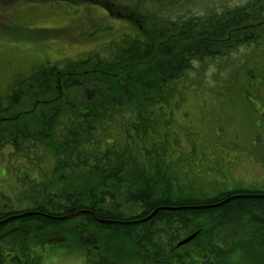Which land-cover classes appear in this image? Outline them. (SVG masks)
I'll list each match as a JSON object with an SVG mask.
<instances>
[{"label":"trees","instance_id":"1","mask_svg":"<svg viewBox=\"0 0 264 264\" xmlns=\"http://www.w3.org/2000/svg\"><path fill=\"white\" fill-rule=\"evenodd\" d=\"M239 10L163 18L170 20L163 29L124 34L104 53L64 65L43 63L10 82L0 97V150L9 148L28 169L17 176L18 189L33 209L9 218L0 214V240L9 220L18 227L10 236L17 248L5 252L0 245V264H30L26 233L60 226L77 211L82 213L75 218L90 227L76 231L86 264H186L175 255L182 248L176 245L190 218L206 216L210 227H218L229 215L255 214L250 221L260 226L252 239L257 235L264 245V192L234 193L230 204L186 198L167 160L170 145L178 146L173 112L198 86L189 83L190 73L243 44L262 45L259 29L242 31ZM134 208L137 216L127 217ZM153 226L159 239H153ZM192 226L197 239L201 228ZM96 227L124 243L120 256L110 257V241ZM146 240L152 244L143 249L148 260H140ZM211 250L214 264L219 251Z\"/></svg>","mask_w":264,"mask_h":264},{"label":"rangeland","instance_id":"2","mask_svg":"<svg viewBox=\"0 0 264 264\" xmlns=\"http://www.w3.org/2000/svg\"><path fill=\"white\" fill-rule=\"evenodd\" d=\"M225 7L243 8L239 26L247 33L259 29L262 45L243 44L230 57L205 60L190 73L189 83L198 86L186 91L173 112L178 146L170 145L167 160L174 163L186 198L230 204L234 193L264 192V0H0V97L11 81L43 63L64 65L104 53L124 34L160 29L163 18H193ZM22 165L9 148L0 150V214L8 218L33 209L20 199L17 176L28 170ZM243 215H229L218 227L208 225L209 216L192 219L181 238L193 233V222L201 228L200 237L175 255L186 264H210L212 248L219 251L214 264H264V245L251 235L260 224L250 221L255 214ZM69 218L60 226L26 233L30 264H86L76 231L90 227L75 215ZM5 224L0 245L6 252L17 248L11 237L18 227L10 220ZM96 230L110 241V257L120 256L124 243L116 242L113 232ZM140 252V260H148Z\"/></svg>","mask_w":264,"mask_h":264},{"label":"bare ground","instance_id":"3","mask_svg":"<svg viewBox=\"0 0 264 264\" xmlns=\"http://www.w3.org/2000/svg\"><path fill=\"white\" fill-rule=\"evenodd\" d=\"M242 9V11H243V8H241ZM239 18L241 17V16H238ZM240 20V19H239ZM169 22H170V20H165V21H163V23H162V26H161V28L163 29L165 26H167L168 24H169ZM224 25V23L223 24H221L220 26H221V29H222V26ZM174 36H175V34H171L169 37H167L168 39H174ZM173 41V40H172ZM155 68H157V66L154 64L153 65ZM159 209H163V207H159ZM165 209H171V208H165ZM78 213L77 214H79V213H82L81 211H77ZM76 214V215H77ZM222 216H224V215H222ZM184 218H186V219H189L190 218V216L188 215V214H186L185 216H184ZM193 218H190V220H192ZM173 221H175V219L173 220ZM191 221H187V223H190ZM153 230H154V233H153V239H159L160 238V235H159V232L157 231V227L156 226H153V228H152ZM150 241L149 240H146V241H143V244L141 245V248H142V250L144 249V250H147L149 247H151L152 246V244H150L149 243Z\"/></svg>","mask_w":264,"mask_h":264},{"label":"water","instance_id":"4","mask_svg":"<svg viewBox=\"0 0 264 264\" xmlns=\"http://www.w3.org/2000/svg\"><path fill=\"white\" fill-rule=\"evenodd\" d=\"M78 212L72 214V215H76ZM195 237V234H193L192 236H189L188 238H186L185 240H183L182 242L179 243V245H183L185 243H188L189 241H191L193 238Z\"/></svg>","mask_w":264,"mask_h":264}]
</instances>
